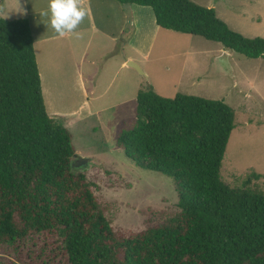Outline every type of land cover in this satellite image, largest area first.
<instances>
[{"label":"trees","instance_id":"16d2710c","mask_svg":"<svg viewBox=\"0 0 264 264\" xmlns=\"http://www.w3.org/2000/svg\"><path fill=\"white\" fill-rule=\"evenodd\" d=\"M116 1L151 8L159 28L264 59V38L233 31L213 8ZM235 127L222 100L140 91L136 126L119 147L138 167L174 180L179 211L166 225L122 235L76 172L71 132L47 113L29 21L0 18V247L43 235L66 264H264V192L250 187L262 175L250 174L242 188L221 177Z\"/></svg>","mask_w":264,"mask_h":264},{"label":"rangeland","instance_id":"374dc122","mask_svg":"<svg viewBox=\"0 0 264 264\" xmlns=\"http://www.w3.org/2000/svg\"><path fill=\"white\" fill-rule=\"evenodd\" d=\"M190 1L213 8L235 32L264 38V0ZM149 13L141 16L142 30L137 37L142 54L123 46L116 56L103 60L111 64L101 84V89L109 88L104 98L106 112L52 115L71 132L80 157L90 160L79 161L76 166L82 169L76 172L86 176L112 227L125 236L166 225L179 211L174 180L138 167L119 147V136L136 126L138 93L149 87L169 99L186 94L231 106L236 127L224 156L222 181L242 188L246 178L257 173L262 178L250 187L264 192V59H248L202 37L156 28L154 13ZM123 56H133L136 61L129 62H135L145 75L127 65L121 67ZM132 83H136L135 90ZM47 243L50 245L45 247ZM52 243L54 239L45 240L41 235L25 245L2 246L0 264H66L60 252L51 250Z\"/></svg>","mask_w":264,"mask_h":264},{"label":"crops","instance_id":"0c3cea01","mask_svg":"<svg viewBox=\"0 0 264 264\" xmlns=\"http://www.w3.org/2000/svg\"><path fill=\"white\" fill-rule=\"evenodd\" d=\"M83 6L88 10L86 18L75 32L60 37L51 26L49 0H0V18L26 19L31 25L42 93L51 117H73L83 110L88 115L105 113L109 88L101 89V84L111 64L103 60L116 56L118 47H130L137 55L143 51L137 37L142 17L150 15L151 8L116 0H84ZM121 58V67L136 61L133 56Z\"/></svg>","mask_w":264,"mask_h":264},{"label":"clouds","instance_id":"9594fccd","mask_svg":"<svg viewBox=\"0 0 264 264\" xmlns=\"http://www.w3.org/2000/svg\"><path fill=\"white\" fill-rule=\"evenodd\" d=\"M83 4L84 0H49L51 26L60 37L75 32L86 18L88 10Z\"/></svg>","mask_w":264,"mask_h":264},{"label":"water","instance_id":"95a60500","mask_svg":"<svg viewBox=\"0 0 264 264\" xmlns=\"http://www.w3.org/2000/svg\"><path fill=\"white\" fill-rule=\"evenodd\" d=\"M127 65H128L129 67L135 69L136 71H138L140 74L145 75V74L143 73V71L141 70V68H140L135 62H128ZM76 158H77V157H76ZM79 160H80V161H83V162H87V163L90 162L89 159H83V158H81V157H80Z\"/></svg>","mask_w":264,"mask_h":264},{"label":"flooded vegetation","instance_id":"af4514ba","mask_svg":"<svg viewBox=\"0 0 264 264\" xmlns=\"http://www.w3.org/2000/svg\"><path fill=\"white\" fill-rule=\"evenodd\" d=\"M79 161H80L79 159H76L75 162H74V165H75V166L78 165V164L80 163ZM76 167H77V166H76ZM78 169L81 170L82 168H78Z\"/></svg>","mask_w":264,"mask_h":264}]
</instances>
